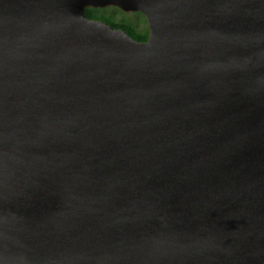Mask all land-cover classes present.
<instances>
[{"label":"water","instance_id":"95a60500","mask_svg":"<svg viewBox=\"0 0 264 264\" xmlns=\"http://www.w3.org/2000/svg\"><path fill=\"white\" fill-rule=\"evenodd\" d=\"M0 264H264V0H0Z\"/></svg>","mask_w":264,"mask_h":264},{"label":"trees","instance_id":"16d2710c","mask_svg":"<svg viewBox=\"0 0 264 264\" xmlns=\"http://www.w3.org/2000/svg\"><path fill=\"white\" fill-rule=\"evenodd\" d=\"M101 8H83V16L87 19L100 20L101 22L109 25L111 28H120L122 29L129 37L136 41H145L148 33L146 26L141 27L140 29L135 28L130 22L120 18L119 20H114L112 15L104 14ZM141 14V13H140ZM146 23V22H145Z\"/></svg>","mask_w":264,"mask_h":264},{"label":"rangeland","instance_id":"374dc122","mask_svg":"<svg viewBox=\"0 0 264 264\" xmlns=\"http://www.w3.org/2000/svg\"><path fill=\"white\" fill-rule=\"evenodd\" d=\"M98 8H101L100 10L104 14L112 15L115 21L122 18L123 20L130 22L137 29H140L144 26L147 27V23H145L146 20L144 16L138 11H122L113 5H107Z\"/></svg>","mask_w":264,"mask_h":264}]
</instances>
